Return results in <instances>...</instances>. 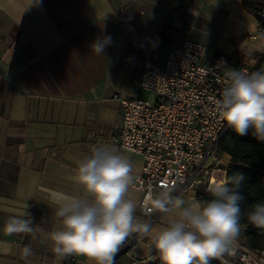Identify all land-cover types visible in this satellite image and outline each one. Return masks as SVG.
Wrapping results in <instances>:
<instances>
[{
    "label": "crops",
    "instance_id": "obj_1",
    "mask_svg": "<svg viewBox=\"0 0 264 264\" xmlns=\"http://www.w3.org/2000/svg\"><path fill=\"white\" fill-rule=\"evenodd\" d=\"M261 28L242 0H0V264H26L20 256L26 244L34 250L27 264H63L48 238L61 227L53 196L81 195L70 179L76 164L93 146H114L120 101L140 98L138 76L147 59L163 64L189 38L205 45V64L224 54L232 59L225 67H254L264 56ZM105 37L111 41L104 54L93 53L92 44ZM116 149L138 175L142 158ZM220 155L228 166L229 156ZM214 180L224 178L212 173L208 183ZM196 192L180 197L197 200ZM129 198L137 201L140 193L132 187ZM25 211L35 235H5L4 224ZM138 218L159 232L175 217ZM128 240L114 264H161L148 237ZM238 250L235 244L232 254L215 260L239 264ZM69 259L94 264L86 256Z\"/></svg>",
    "mask_w": 264,
    "mask_h": 264
},
{
    "label": "clouds",
    "instance_id": "obj_2",
    "mask_svg": "<svg viewBox=\"0 0 264 264\" xmlns=\"http://www.w3.org/2000/svg\"><path fill=\"white\" fill-rule=\"evenodd\" d=\"M111 37L95 41L91 51L104 54ZM224 88L216 109L222 122L239 136L252 134L264 141V69L248 72L226 67ZM129 156L113 145L93 146L90 155L79 160L72 182L81 195L56 193L51 203L61 227L48 233L51 251L60 260L72 255L86 256L94 264H114L115 257L127 239L138 234L148 237L161 264H211L225 254H232L242 227L253 225L264 229V199L243 211L241 189L244 176L234 174L210 183L207 200L186 201L173 195L171 186L160 191L149 190L144 204L148 212L173 214L167 227L154 232L151 223L136 216L141 203L129 198L138 180ZM27 205L25 204V209ZM242 219L247 224L242 225ZM33 220L25 211L3 226L7 236L35 235ZM31 244L20 250L26 264L33 255Z\"/></svg>",
    "mask_w": 264,
    "mask_h": 264
},
{
    "label": "built area",
    "instance_id": "obj_3",
    "mask_svg": "<svg viewBox=\"0 0 264 264\" xmlns=\"http://www.w3.org/2000/svg\"><path fill=\"white\" fill-rule=\"evenodd\" d=\"M264 24V7L258 11ZM176 26L179 23L174 22ZM264 31V28H261ZM257 40V35L250 36ZM204 44L185 38L172 47L163 64L147 59L139 73L141 91L155 96V102L135 97L121 100V123L113 139L116 148L140 156L141 171L133 188L140 193L138 217H151L146 201L149 190L160 191L164 186L174 188L181 196L192 189L199 173H206V162L218 151V143L229 129L218 115L216 102L224 88L223 73L232 59L214 54L208 64ZM252 72V67L236 69ZM244 232L236 245L235 261L239 264H264V252L244 246ZM132 242L127 239L122 247ZM73 261L74 259L71 258Z\"/></svg>",
    "mask_w": 264,
    "mask_h": 264
},
{
    "label": "trees",
    "instance_id": "obj_4",
    "mask_svg": "<svg viewBox=\"0 0 264 264\" xmlns=\"http://www.w3.org/2000/svg\"><path fill=\"white\" fill-rule=\"evenodd\" d=\"M242 7L247 12L258 18V11L264 7V0H242ZM264 69V56L252 67L253 71ZM218 151L229 156V165L225 168V178L234 174L244 176L241 189L244 200L241 203L243 211L258 200L264 199V141L258 140L252 129L245 136L237 135L232 128L226 131L218 143ZM208 192L197 191V200L210 199ZM242 225L247 224L246 219H242ZM244 232V246L252 251L264 252V229L247 225ZM63 264H72L69 257L64 259ZM211 264H224L218 260H212Z\"/></svg>",
    "mask_w": 264,
    "mask_h": 264
},
{
    "label": "rangeland",
    "instance_id": "obj_5",
    "mask_svg": "<svg viewBox=\"0 0 264 264\" xmlns=\"http://www.w3.org/2000/svg\"><path fill=\"white\" fill-rule=\"evenodd\" d=\"M140 98L144 99V100H149L152 103L155 102V96H153L152 94H149L145 91H141ZM225 163H226V160L222 157V155H220V152L217 151L213 158L207 160V162H206V164H207L206 165L207 166L206 167V173L201 172L198 174V176L196 177V181H199V182L195 183L194 187L190 190L207 192L206 188L208 185V179L210 178L212 173L218 179L219 178H225V176H222L221 172H216L217 170H224L226 173L225 168L227 166H225Z\"/></svg>",
    "mask_w": 264,
    "mask_h": 264
},
{
    "label": "bare ground",
    "instance_id": "obj_6",
    "mask_svg": "<svg viewBox=\"0 0 264 264\" xmlns=\"http://www.w3.org/2000/svg\"><path fill=\"white\" fill-rule=\"evenodd\" d=\"M215 181H220V180H214L213 182H215ZM210 183H212V181H211V182H209V183H208V185H209ZM208 185H207V186H208Z\"/></svg>",
    "mask_w": 264,
    "mask_h": 264
},
{
    "label": "water",
    "instance_id": "obj_7",
    "mask_svg": "<svg viewBox=\"0 0 264 264\" xmlns=\"http://www.w3.org/2000/svg\"><path fill=\"white\" fill-rule=\"evenodd\" d=\"M120 253H121V251H120V252H118V254H120ZM118 254H117V255H118ZM117 255H116V256H117Z\"/></svg>",
    "mask_w": 264,
    "mask_h": 264
}]
</instances>
